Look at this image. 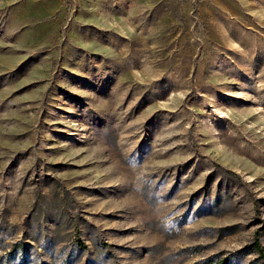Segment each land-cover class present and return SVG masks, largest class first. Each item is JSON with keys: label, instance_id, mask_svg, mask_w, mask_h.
Listing matches in <instances>:
<instances>
[{"label": "rangeland", "instance_id": "374dc122", "mask_svg": "<svg viewBox=\"0 0 264 264\" xmlns=\"http://www.w3.org/2000/svg\"><path fill=\"white\" fill-rule=\"evenodd\" d=\"M264 0H0V264H260Z\"/></svg>", "mask_w": 264, "mask_h": 264}, {"label": "trees", "instance_id": "16d2710c", "mask_svg": "<svg viewBox=\"0 0 264 264\" xmlns=\"http://www.w3.org/2000/svg\"><path fill=\"white\" fill-rule=\"evenodd\" d=\"M251 247L256 253L257 258L260 260V264H264V248L256 236L252 239Z\"/></svg>", "mask_w": 264, "mask_h": 264}]
</instances>
